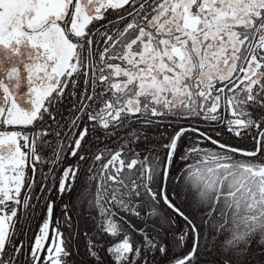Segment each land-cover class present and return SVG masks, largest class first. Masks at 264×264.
Listing matches in <instances>:
<instances>
[{
  "label": "snow or ice",
  "instance_id": "1",
  "mask_svg": "<svg viewBox=\"0 0 264 264\" xmlns=\"http://www.w3.org/2000/svg\"><path fill=\"white\" fill-rule=\"evenodd\" d=\"M0 264H264V0H0Z\"/></svg>",
  "mask_w": 264,
  "mask_h": 264
}]
</instances>
